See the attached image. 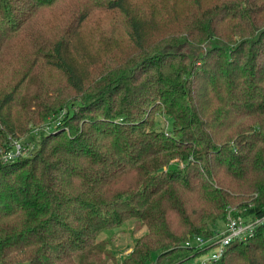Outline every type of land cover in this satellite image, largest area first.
Returning <instances> with one entry per match:
<instances>
[{"label": "trees", "instance_id": "trees-1", "mask_svg": "<svg viewBox=\"0 0 264 264\" xmlns=\"http://www.w3.org/2000/svg\"><path fill=\"white\" fill-rule=\"evenodd\" d=\"M6 48L0 155L43 130L0 157V264H105L128 220L121 264H173L263 214L264 0H0ZM213 264H264V224Z\"/></svg>", "mask_w": 264, "mask_h": 264}, {"label": "built area", "instance_id": "built-area-1", "mask_svg": "<svg viewBox=\"0 0 264 264\" xmlns=\"http://www.w3.org/2000/svg\"><path fill=\"white\" fill-rule=\"evenodd\" d=\"M25 151L23 143L14 139L7 148H2L0 157L4 162L14 161L26 155ZM263 224L264 212L260 216L244 215L237 208L229 207L222 229H216L209 236H195L196 243L203 248L200 254L205 253L206 255L201 259L194 260L191 264H213L214 261L221 259L227 246L234 241L245 240L255 235Z\"/></svg>", "mask_w": 264, "mask_h": 264}, {"label": "rangeland", "instance_id": "rangeland-1", "mask_svg": "<svg viewBox=\"0 0 264 264\" xmlns=\"http://www.w3.org/2000/svg\"><path fill=\"white\" fill-rule=\"evenodd\" d=\"M59 4H56L54 7L46 9L41 11V13L38 15L36 20H40L43 23L45 21L51 19L56 12L63 6L61 5L59 8H57ZM34 23V22H33ZM36 24L40 23H34V27H39ZM15 49V48H14ZM17 49V48H16ZM10 52V48H6L5 52L0 56V58L4 57L5 54ZM160 120H162V123L166 125V128H171L170 121L164 117L160 116ZM162 126H164L162 124ZM43 128H35V129H29V133L21 134L15 137V139L20 140L23 143L24 148L26 149L25 152L26 154H30L31 150L36 146V141H38V137L40 134V131H42ZM28 132V131H27ZM225 223L221 222H216V228L218 230L222 229ZM134 226V221L133 220H128L125 223H123L121 226L115 228L114 230L107 231L106 233H102L100 235L101 238H104L105 244H106V249L104 253V259H105V264H121L122 261L128 254L132 251L133 245L135 243L136 238L145 230L141 229L138 232L134 231L133 229ZM193 237L191 240H189L186 243V246H195L198 245ZM199 246V245H198ZM202 247L199 246V250L202 253ZM195 255V257H190V258H184L182 261L179 262V260L175 261L173 264H191L194 260L201 259L203 258L206 254H200Z\"/></svg>", "mask_w": 264, "mask_h": 264}]
</instances>
